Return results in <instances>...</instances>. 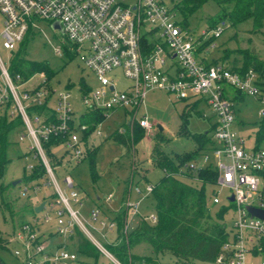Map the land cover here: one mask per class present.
Returning a JSON list of instances; mask_svg holds the SVG:
<instances>
[{
	"label": "built area",
	"instance_id": "built-area-1",
	"mask_svg": "<svg viewBox=\"0 0 264 264\" xmlns=\"http://www.w3.org/2000/svg\"><path fill=\"white\" fill-rule=\"evenodd\" d=\"M0 15L1 46L7 54L32 33L36 19L49 22L50 27L57 22L58 28L51 29L60 32L67 50L78 55L93 77L91 87L79 89L84 109L99 110L105 117L122 111L127 126L135 124L151 133L154 124L140 110L147 92L160 90L174 101H204L212 122L208 143L200 154L201 166L216 175L210 205L227 208L231 218L229 227L225 226L227 240L212 264H253L257 257H261L259 264H264L259 247L264 242V147L255 148L253 141L247 144L233 129L234 104L239 102L240 94L255 100L258 116H264V88L251 69L240 73L219 62L204 64V53L215 46L212 41L201 54L196 51L206 39L219 37L222 23L194 36L188 27L179 25L168 0H0ZM54 51L58 55L62 52L58 46ZM8 60L0 59V110H6L9 119L18 118L24 128L25 135L18 138L28 142L24 170L30 173L35 165L40 166L55 195L53 201L44 203L39 218L12 229L7 239L11 255L21 264H83L86 259L65 242L77 229L104 264H120L106 249V245L120 241L114 218L122 214L123 237L135 221L154 225L153 205L142 212L154 185L127 184L114 218L102 217L103 211L97 207L86 218L78 209L73 210L69 202L80 208L82 197L69 176L61 180L64 190H68L64 195L54 172L80 162L87 152L81 139L86 127L77 121L68 89L53 91L42 73H38L42 76L40 82L25 87L31 77L20 81L16 75L14 81L7 72ZM117 70L126 80L120 88ZM99 125L93 131L96 136H100ZM50 140L56 141L50 149L60 151L58 159L49 157L43 147ZM56 161L59 163L54 164ZM189 168L196 167L190 164ZM33 183H27V188H33ZM27 188L23 187L21 193L25 194ZM112 200L113 194H109L103 203L109 207ZM248 207L261 211L262 217L251 216ZM50 212L55 228L43 233V225L51 221ZM108 234L113 235L110 243L105 239ZM55 239L60 242L53 243Z\"/></svg>",
	"mask_w": 264,
	"mask_h": 264
},
{
	"label": "rangeland",
	"instance_id": "rangeland-1",
	"mask_svg": "<svg viewBox=\"0 0 264 264\" xmlns=\"http://www.w3.org/2000/svg\"><path fill=\"white\" fill-rule=\"evenodd\" d=\"M171 6L177 0H168ZM228 10L227 5H217L213 0L206 1L193 14L187 16L186 24L190 32L197 36L202 30H207L215 24L222 23V32L218 38L212 40L214 47L209 48L204 53L206 60H217L228 67H240L242 64V56L244 53L255 54L259 59L264 61V26L259 28L252 27L251 21L245 20L236 25H231L224 17L223 12ZM174 11V9H173ZM175 18L180 19L177 10L174 11ZM2 16L0 15V24ZM36 28H32V33L27 39L25 57L34 62H46L52 72L43 76L48 80V84L53 91L68 89L72 95V103L75 114L78 116L85 110L83 104L79 100V89L91 87L93 85V77L91 72L85 68L78 55L73 51H68L67 46L62 43V36L58 30H52L49 22L36 19ZM58 46L62 51L60 55L56 54L54 47ZM200 53V52H199ZM201 54V53H200ZM7 51L1 46L0 39V59L7 62ZM118 80L117 88L122 87L126 82L119 70L115 72ZM42 80V76L38 73L31 76L25 87L37 84ZM195 107H190L191 101H174L172 96L160 90H153L146 93L142 100L141 112L149 123L154 124L151 133L143 131V136L139 143L134 145L133 150L125 152V149L111 140L114 132L124 131L126 128L127 117L122 111H115L108 115L103 122L100 123L97 130L100 136L91 133L84 142L87 151H94L93 169L89 167L88 153H84L77 165L67 164L55 170L54 177L64 195L68 194V190H64L61 180L63 176H69L75 186V190L79 195L85 196L82 206L78 208L72 202H69L73 210H77L86 218L92 209L91 200L95 197L102 199L111 193H114V201L111 208L118 206L119 198L123 189L126 187L130 175L133 177V184L149 183L156 184L163 177L162 171L154 167L148 161L152 144L154 142H165L162 144V152L168 156L181 155L193 150V143L189 136L210 131L212 122L211 111L202 100L196 101ZM190 107V108H189ZM259 104L251 97H243L242 101L234 104V124L233 129L240 135L247 144L252 141L255 144L253 136L256 126L260 123L261 118L257 111ZM0 110V115L2 114ZM182 119L186 120L185 131L187 136L180 135L179 130ZM157 126L161 128L158 131ZM80 136L79 133H76ZM24 128L20 125L16 129L9 132L5 139V160L7 162L2 165L0 170V264H21L11 255L12 247L8 246L7 239L10 236L20 220L28 221L32 218H39V213L35 214L34 208L41 203L53 201L55 195L53 188L47 186L46 179L42 178L33 183V188H27L22 177L29 175L24 170L26 164L25 153L27 152L28 142L24 139L18 141L20 136H24ZM261 135L258 137L260 140ZM161 143V142H160ZM264 147V138L258 144ZM1 151V148H0ZM50 153L58 159L60 151L50 149ZM195 167L202 165L200 157L194 164ZM16 182L14 186L11 184ZM23 187L27 188L25 194L21 191ZM36 187V188H35ZM208 203V200H207ZM102 205V203H100ZM153 205L151 198L148 203H143L146 213ZM208 214L214 218L218 207H210L208 205ZM105 208V206H104ZM143 213V214H144ZM51 221L47 225H43L42 232L46 233L54 230L53 213L50 212ZM102 217L106 218L107 214L103 213ZM66 219V216L63 217ZM135 221L133 227L136 225ZM231 222L230 216L226 213L218 223H223L229 227ZM95 236V235H94ZM98 236V235H97ZM96 237V236H95ZM101 241L98 237H96ZM107 242L113 241V235L105 236ZM60 242L55 239L54 243ZM67 245L72 244L73 240H66ZM102 242V241H101ZM132 253L140 258L154 259L150 247L145 243H140L132 249ZM159 264H174V258L164 257L155 258ZM261 257H257L253 264H259ZM83 264H91V261H84ZM97 264H104L103 259H98ZM189 264H205L200 262H191Z\"/></svg>",
	"mask_w": 264,
	"mask_h": 264
},
{
	"label": "trees",
	"instance_id": "trees-1",
	"mask_svg": "<svg viewBox=\"0 0 264 264\" xmlns=\"http://www.w3.org/2000/svg\"><path fill=\"white\" fill-rule=\"evenodd\" d=\"M206 1L208 0H177L172 5V9L177 10L180 16V19H177L179 25L188 27L186 24L187 16L193 14ZM213 1L220 6L222 4L227 5L228 10L223 12V7L220 10L231 25L249 19L252 27L264 26V0ZM216 25L208 29H212ZM29 36H26L19 43L17 49L10 53L7 72L13 80L16 75L19 76L20 81H24L37 73L46 76L52 72L46 62H34L25 57L26 42ZM212 40V38H208L200 43L196 51L200 52ZM201 61L204 64L221 63L214 59L211 61L202 59ZM229 68L240 73L248 69L255 71L259 77V85L264 88V61L255 54L244 53L241 66ZM237 97L239 101H242L244 96L240 94ZM196 101L191 102L190 107H195ZM40 110L39 108L38 111ZM105 118L99 110L85 109L82 114L77 116L78 123L86 127L81 138L85 140ZM185 123L186 120L182 119L178 132L182 136H187ZM20 125L21 122L18 118L9 119L6 116V110L3 109L0 115V170L2 165L7 162L5 160L6 136ZM208 133L204 132L189 136L193 143V150L181 155H174L172 158L162 152V144L165 143L162 142L163 140L160 141L161 143L156 141L152 144L149 155L150 164L159 168L163 173L162 179L154 184L151 193L156 222L154 225H149L142 220H138L136 225L123 237L120 234L122 214L114 218L120 241L116 245H106V249L120 264H159L155 259L157 256L160 258L172 257L174 258V264H189L191 262L212 264L220 251L221 245L228 237L225 224L218 223L226 213L227 208L218 207L212 219L208 214V205L215 207L210 205V198L216 175L210 168L202 166H197L193 170L189 168L190 164L196 163L208 143ZM260 135L261 138L258 140ZM142 136L143 130L132 124L126 125L122 132H114L110 138L121 145L125 152H128L141 140ZM253 136L255 137L254 147L259 148L258 144L264 138V116L256 126ZM55 144V140H50L43 145L49 157H52L50 146ZM87 153L90 157L89 167L92 170L94 151L91 150ZM56 163H59V161L54 164ZM42 178V168L35 165L28 176L22 177V181L27 184ZM23 222V220H20L18 224ZM71 239L73 240L71 247L81 258L86 259V261L90 260L91 264H97L98 252L77 229L74 230V235L69 240ZM140 243H145L150 247L154 259L140 258L132 253V249ZM259 247L264 258V242H261Z\"/></svg>",
	"mask_w": 264,
	"mask_h": 264
},
{
	"label": "crops",
	"instance_id": "crops-1",
	"mask_svg": "<svg viewBox=\"0 0 264 264\" xmlns=\"http://www.w3.org/2000/svg\"><path fill=\"white\" fill-rule=\"evenodd\" d=\"M205 59V58H204ZM206 60V59H205ZM206 61H208V60H206ZM162 131V130H161ZM139 143V142H138ZM133 150V149H132ZM88 152V151H87ZM149 155H150V153H149ZM149 155H148V161H149ZM150 162V161H149ZM67 165V164H66ZM66 165H64V166H66ZM133 177H132V175H130V177H129V181H128V183L127 184H129V183H132L133 184ZM145 183V182H144ZM144 183H139V182H136V183H134L133 185H136V184H139V185H141V184H144ZM127 186V185H126ZM77 190V189H76ZM125 191H126V187L123 189V191H122V194H121V196H120V198H119V201H118V206H116V208L115 209H113V208H111L110 206H111V204L109 205V207H107L104 203H103V199H104V197L102 198V199H100L99 197H95V199L94 200H91L90 201V203H91V207H92V209L94 208V207H97V208H101V210L103 211V213H105V215L107 214V217L108 218H111V217H115V212L117 211V209L120 207V200H121V198L123 197V195L125 194ZM78 192V191H77ZM79 193V192H78ZM111 194H113V200H112V202L114 201V193H111ZM81 196V195H80ZM82 197V201L84 200V198H85V196H81ZM133 197V196H132ZM133 198H135V197H133ZM111 202V203H112ZM145 203H148V199L147 200H145L144 201ZM143 202V203H144ZM100 203H102V205L100 204ZM104 206H105V208H104ZM145 210V207H143L142 208V212ZM54 243V242H53Z\"/></svg>",
	"mask_w": 264,
	"mask_h": 264
},
{
	"label": "water",
	"instance_id": "water-1",
	"mask_svg": "<svg viewBox=\"0 0 264 264\" xmlns=\"http://www.w3.org/2000/svg\"><path fill=\"white\" fill-rule=\"evenodd\" d=\"M51 27L52 28H58V24H57V22H53L52 24H51ZM157 129H158V131L159 132H161V128L159 127V126H157ZM16 184V182H13L11 185L12 186H14ZM229 201H232V198H229ZM43 203H41L40 205H38L37 207H35L34 208V213L35 214H37V213H39L41 210H42V208H43ZM246 210H247V212L251 215V216H255V217H259V218H261L262 217V215H263V213L261 212V211H258V210H255V209H252V208H246Z\"/></svg>",
	"mask_w": 264,
	"mask_h": 264
}]
</instances>
